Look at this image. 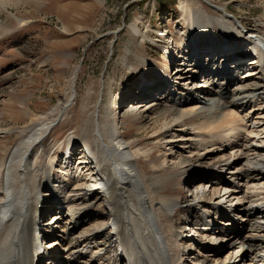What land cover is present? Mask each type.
Segmentation results:
<instances>
[{
	"label": "bare ground",
	"instance_id": "6f19581e",
	"mask_svg": "<svg viewBox=\"0 0 264 264\" xmlns=\"http://www.w3.org/2000/svg\"><path fill=\"white\" fill-rule=\"evenodd\" d=\"M12 2L0 0V5L4 9ZM181 9L184 17L177 33L179 39L172 36L183 56L181 65L172 72L175 84L167 83L165 77L160 78L159 84L149 83L141 92L148 103L140 101L124 108L138 115L151 112L163 103L171 105L172 108L151 124L152 139H167L169 157L162 160L161 166L157 165L147 150H133L121 131L116 138L119 131L115 135L111 132L108 117L99 118L95 122L94 140L91 132L83 130L82 140L87 150L76 154L75 137L63 146L72 156L75 153L87 170L81 166L66 169L61 178L71 180L58 181L59 170L56 169L59 168L55 163L59 160L43 161L37 142L45 139V133L59 123L70 105L64 106L56 122L31 123L22 132L27 133V138L0 162V264H37L39 240L36 235L42 225L45 233L53 238L45 248L53 249L49 256L54 264H79L90 252L95 264H230L227 261L230 255L222 259V251H218L216 245L205 244L207 240L216 242L221 238L222 228L215 220L217 211L229 213L230 210L234 218L223 226H230L228 229H234L232 233L237 235L225 240L229 242L221 247H238V254L242 255L240 264H264V38L254 32L244 35L243 26L228 17H213L200 0H184ZM132 29L139 32L138 22ZM218 31L223 36L221 41L217 40ZM244 43L247 44L245 50L258 48L259 51L242 54L236 46ZM219 52L227 59H234L236 55L239 59L229 66L227 63L218 65L212 72L207 70L204 73L207 84L200 82L203 76L200 73L206 70L205 61L214 60L216 56H211ZM169 55L171 61H175L179 54L170 49L168 58ZM248 56L251 57L249 64L237 67V63H243ZM191 89L198 98L181 103L178 96L185 92L191 94L187 92ZM210 102L217 109L215 114L208 112ZM173 108H178L180 115L170 110ZM194 117L199 120L194 122ZM145 130L141 128L139 133ZM141 158L149 163L150 176L140 169ZM208 160L211 162L206 163ZM170 163L172 166L168 167ZM192 167L202 170L187 181L194 203L193 212L187 216L202 222L198 223L202 229L199 248L205 250V257L200 252L190 255L189 250L190 261L183 262L190 241L183 239L184 231L174 234L171 230V235H166L160 212L171 222L177 208L184 210L190 203L164 198L157 204L154 202L166 189L161 175L165 170L187 171ZM208 193L211 197L205 200ZM47 196H51V201L46 208ZM98 196L109 204L111 219L107 225L104 221L76 235L82 225L89 222V215L68 206V200L78 198L91 206ZM56 205L60 213L52 217L56 219L54 226L42 224V218ZM67 214L71 223L63 222ZM211 219L215 226L209 233L211 221L208 223V220ZM237 227L249 229L250 235L241 239ZM55 228L59 230L54 231ZM175 236L180 241L175 240ZM40 264H44V259Z\"/></svg>",
	"mask_w": 264,
	"mask_h": 264
},
{
	"label": "rangeland",
	"instance_id": "374dc122",
	"mask_svg": "<svg viewBox=\"0 0 264 264\" xmlns=\"http://www.w3.org/2000/svg\"><path fill=\"white\" fill-rule=\"evenodd\" d=\"M12 1L4 9L0 5V162L27 138V133H22L23 129L31 123L49 125L56 122L61 117L64 106L70 105L59 123L45 133V139L37 142L38 154L43 161L59 160L57 157H61L63 146L70 142L72 137L76 138L77 145H74V149L76 146L78 151L86 149L82 140L83 130L91 132L90 137L94 140L96 120L108 117L110 127L115 121L119 122L120 131L132 144L133 150H147L156 164L161 166L162 160L168 158L171 151L166 145L167 139H152L151 124L172 108L171 105L163 103L151 112L138 115L130 114V111L124 108L137 105L138 100L148 103L146 96L141 94L143 88L149 83L159 84L166 70L168 74L167 64L169 65L170 60L160 51L157 31L164 27L169 28L172 36L179 39L177 33L184 17L181 9L184 0ZM200 1L213 17H228L238 25L241 24L244 35L247 34L246 31L248 35L254 32L264 38V0ZM135 22H138L140 28L138 33L132 29ZM217 34V40H223L219 31ZM241 45L236 47H242ZM146 76L149 81L142 78ZM168 76L165 77L166 81ZM171 81L175 82V79L172 77ZM187 95L190 99L193 97L192 94ZM189 97L180 95L178 100H186ZM120 100L124 102L123 105ZM194 100L195 98H192L190 101ZM213 105L210 103L208 112L215 110ZM170 110H175L176 116L180 115L178 108ZM113 113L116 116H109ZM193 119L194 122L199 120L197 117ZM161 121L162 119L159 124ZM144 127L146 130L140 134L139 130ZM2 131L6 133L2 134ZM41 147L42 149H39ZM19 156L20 154L15 156V162ZM77 158L75 156L73 159ZM209 160L212 161L213 158ZM209 160L206 163H210ZM148 164L145 158H141L138 165L150 176L151 167ZM170 164L167 166L171 167ZM201 170L194 167L187 171H179L176 168L172 171L165 170L161 175L164 179L162 184H165L166 189L157 196L158 200L154 204L164 198L181 199L183 204L189 201V205L193 206L187 181ZM56 179L63 182L71 180L62 179L61 176ZM62 196L60 198H63ZM50 197L44 200L46 208L50 204ZM210 197L211 193H208L205 200ZM69 205L89 215V222L83 224L76 235L89 231L104 221L107 225L111 219L109 204L99 196L91 206L86 201L74 197L68 200ZM189 205L184 210H179L178 207L171 222L164 212H160L166 235H171V230L174 234H181L184 226L179 228L177 215L186 217L191 214L194 206ZM56 208L57 205L52 208L55 212L51 210V213H46L42 218L43 224L52 221L53 213H60ZM186 218L189 220L190 216ZM70 219L69 214L64 215L63 222L71 223ZM221 238L224 236L221 235ZM174 239L180 241L178 236ZM218 239L217 243H211V246L216 245L218 251H222V259L230 255L227 261L230 264H238L241 260L238 257L242 256L238 254V247L226 249L221 246L227 243L224 244L221 239L219 242ZM198 250L195 252H200L205 257V250ZM79 264H95L92 262L91 252L80 259Z\"/></svg>",
	"mask_w": 264,
	"mask_h": 264
}]
</instances>
